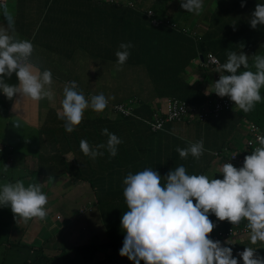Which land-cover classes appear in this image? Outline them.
I'll list each match as a JSON object with an SVG mask.
<instances>
[{"label":"clouds","instance_id":"1","mask_svg":"<svg viewBox=\"0 0 264 264\" xmlns=\"http://www.w3.org/2000/svg\"><path fill=\"white\" fill-rule=\"evenodd\" d=\"M246 0H241V7ZM180 7L187 12L199 15L204 8V0H180ZM7 21V26H0V92L12 100L17 94L21 100L53 101V74L50 69L41 70L33 62L34 45L28 39H21L15 29L14 14L8 8L0 9ZM264 25V4H256L251 13L250 26L256 29ZM131 42L121 43L115 55L117 70L126 63L130 56ZM253 64L250 70L249 56L244 52H227V61L217 62L215 71L221 74L212 85L219 97H229L235 106L244 113L255 109L256 104L264 101L260 90L264 88V55H252ZM243 67V71H240ZM15 74L16 84L6 82V77ZM114 97L103 93L86 98L78 89L75 81L63 87V98L60 101L59 119L64 121V128L72 133L84 119L85 110L103 112ZM164 98L162 107L164 108ZM125 115V114H123ZM192 120L193 113L186 116ZM15 128L20 123L14 122ZM102 135L108 137L106 144L90 145L81 139L80 150L93 160L103 156L102 149L110 157L118 154L122 139L110 132L107 127ZM259 144L250 155L244 157L243 166L235 167L224 163L219 173L223 178H210L205 174H187L185 166L180 165L170 170L164 179L158 171L148 167L133 174L129 172L123 179V196L127 211L121 219V226L126 231L123 247L119 255L127 257L134 264H238L231 247L225 246L212 235L216 227L209 218L214 214L219 221L227 220L231 225L222 224L218 229L239 225L247 221L250 242L252 245L264 243V135L256 137ZM252 145V141H249ZM181 159L189 155L197 161L206 151L204 140L189 142L186 148L177 147ZM235 156V155H234ZM233 156V157H234ZM7 171V166H5ZM47 183L53 182L49 175ZM44 183H29L16 180L0 186V206H10L16 218L25 223L32 219L43 221L48 216V196L42 191ZM257 248L246 247L238 256L243 264H264V256L259 255Z\"/></svg>","mask_w":264,"mask_h":264},{"label":"trees","instance_id":"2","mask_svg":"<svg viewBox=\"0 0 264 264\" xmlns=\"http://www.w3.org/2000/svg\"><path fill=\"white\" fill-rule=\"evenodd\" d=\"M29 1L32 3L30 4ZM53 1L54 0H16V6L14 5L15 7L12 8L9 7V3L6 0H0V9H10L14 14L16 24L18 20L20 22L27 16L29 10L31 9L30 7L37 6V8H39V13H41L43 12V9H48ZM214 1L215 3H211L210 0H204V8L201 13L205 15V12H207V19L202 18L206 22H203L204 26L202 29L195 28L194 24L197 22V19L195 20V14L182 9L180 7V0H64L63 2L65 10L71 13L70 17L66 16V19L71 21L73 27L78 25L76 28L77 31L73 37V41L77 46L85 44L81 47L87 49L88 51L91 49L92 52L99 51L103 55L105 47L104 45H100L101 42L99 40L100 35L104 37L103 33L100 31L101 26H109V24L112 25L111 27H108V29L110 28L111 32L114 33L117 32L115 28L122 26H134L130 37L135 38L136 42L137 39L141 40V43H139L137 47L130 49V56L125 63L126 73L128 71V67L142 64L143 60L145 69L143 68L142 71L144 74L149 72L152 75V79L155 83V89L157 91L156 94H159L160 98L165 97L171 102L176 101L177 104L184 103L183 105L185 108L188 107V111L193 113V117L196 118L194 119L195 121L202 120L212 122L217 118H225V124L222 122V125L220 126L219 123H215L219 126V131L216 132V136L222 134L216 143L213 144L211 141H206V143L204 142V144L208 145L210 149L209 154L211 158L212 156H216L214 151H221L225 146L230 147V136L236 132L238 128L237 124L242 125L244 118H248L250 121L256 122L262 129H264V101L256 104L253 111L244 113L235 106L233 101H230L229 97L225 96L230 102V108L221 110L217 114H215L212 110L215 102L213 97L219 98V96L212 92V85L219 79L221 74H228L215 71L217 62L220 64L225 63L227 61V52L229 51H236L237 53L242 51L249 56L250 70L255 71V69L251 67L253 64L252 55H264V25H258L256 29H252L250 26L251 13L255 10L256 4H264V0H246L244 7H241V0ZM246 8H248V10ZM35 16L36 18L37 16L41 17L42 14H35ZM3 21L7 22L2 12H0V26L4 25L2 23ZM23 27L25 28L26 25ZM81 28L83 30L78 32ZM70 34L73 35V32L70 31ZM139 37H141V39ZM27 39L30 41L32 40V38ZM117 50V42H112L107 45V56L108 59H112L114 61L115 64L111 61L110 62L115 69H117L116 65L118 58L115 55ZM208 54H212L216 60H208ZM78 64L82 67L80 65V60L78 61ZM188 66L189 68L193 66V70L198 69L201 76L189 74V78L187 76L190 72L187 69ZM92 67L96 68L98 65L92 62ZM243 70L244 69L242 67L240 71ZM51 72L53 74L54 81L52 87L55 86L59 92L55 93V99L51 102L44 99L46 102L45 110L47 116L56 114L57 118H59L58 113L61 110L60 101L63 98V87L60 88L62 86L61 82H59L60 77H56L53 70H51ZM127 77L135 78V84L131 88L138 85V83L140 84L139 75L136 74L131 76L127 73ZM6 82L13 84L10 80H6ZM78 86L82 87L81 84ZM79 90H82L85 95L90 97L92 95L100 94L95 90L88 91L84 87L79 88ZM260 94L264 97V88L260 90ZM104 95L107 96L106 94ZM4 97L3 93L0 92V100H2L1 98L4 99ZM136 99H140L138 95L137 98L132 96L117 100L110 99L106 109L113 110L119 113V115L124 116L113 106V104L116 102L125 103L131 109V113L127 114V116H137V119L144 121L153 131V133L148 135L151 139H153L156 143H161L162 141L166 145H172V143L175 142V138H177L176 136L170 137L165 142L166 138L160 136V134L169 133V131H167V127H165L167 122L179 125L182 121H190L188 120V117H186L185 111L181 112L179 116L180 118L173 117L166 113V111H163V107L159 104L160 100L156 102L159 105L152 108L150 104L144 102L145 100L142 98L141 100L143 101L139 102V104L142 103L140 106L141 108L134 110L133 104ZM2 101L4 102V105L6 103L5 108H10L9 101ZM38 102L42 104L43 100ZM85 111L89 113L93 112L91 108ZM137 113H141L142 115ZM17 116L26 122V120L20 117V115L17 114ZM99 116L100 115H96L95 112H93V114H91V119L99 118ZM99 119L101 120V118ZM58 121H60L61 135H59V133L55 134L51 127L44 128L42 125L39 127H30L31 132L36 133L38 136L41 134L42 137L47 138L41 139L38 137V139H36L32 144L27 145L26 148L16 145V140H20L19 136L24 133L25 127L20 126L19 128H15L13 124L6 126L7 130L4 137L7 138L9 136L11 140L9 139V143H7L6 140L0 141V161H4L6 163L7 156L13 157L10 163H6L10 182L14 183L19 179L23 180L25 186H27L29 183L43 182L39 180H42V178L47 179L49 175L55 178L65 174L67 177L71 173H76L78 175L85 174L84 172H81L82 168L79 170V167L81 166L76 167L78 162L75 164V160H71L69 163H63L61 165V161L57 159L60 152L62 153L64 150L72 148L68 146L70 143L68 136L65 140L62 138L65 133L64 131H66L63 120L58 119ZM94 121L97 122L99 120L94 119ZM157 121H160L161 125L159 127H154L153 125ZM245 125L246 124L242 125L244 131L247 129V126ZM109 127H114V124H109ZM224 128L227 129L226 132H229L223 134V132H225ZM229 133L231 134L229 135ZM0 134L3 135V132L1 131ZM78 138L79 141L76 147L79 149V142L82 138H80V136H78ZM181 138H186L188 140H184L183 143L193 142L188 136H183ZM47 140L51 147L49 149L45 146L46 149L43 153L38 150L37 147L38 145H44V142ZM67 141H69V143H67ZM175 149L171 152V154H168L167 157L173 159L175 162L174 166L178 167L182 165V163L178 162L177 152ZM78 152L79 155L83 154L80 150H78ZM27 154H31V156L34 157V165L30 168L25 162V156ZM79 157L83 158L85 156ZM17 161L21 164H25L20 167L24 171L19 170L12 172L15 162ZM80 165H86L84 158L82 159ZM187 165L192 166L193 168V166L197 165L196 159L192 157L191 161L187 162ZM204 168L205 166L200 164L197 165L195 169L199 170L198 174H201ZM125 171L126 170H123L124 174L121 172L116 173L115 177L110 180L109 185L106 183L108 187L102 190L97 188L99 185L98 182L92 178L90 180V183L93 186V191L97 197L96 200L99 203V212L105 219L102 222L104 229H106L109 233V237L104 242L85 243L78 246L81 255L83 254L85 259H91V264L98 262L92 260L91 258L94 254L96 255V252H99L97 251L98 248H104L103 256L101 257L106 259V261L102 260L99 263L121 264L122 260H127L128 264L134 263L126 256H120L118 245L116 243L113 244L115 235L122 236L126 234V231L121 226L122 215L128 210L123 196V189L125 187L123 179L124 176L126 177L127 173ZM191 175L194 174L192 173ZM80 178L85 179L84 176H80ZM111 188L115 189L114 193L111 192ZM43 189L44 186L42 191ZM59 193H62V191ZM51 194L54 196V190H52ZM105 194L108 195L107 199L103 198ZM57 198L58 197H55V199ZM55 199L52 200L54 201ZM66 200L68 202V197L65 198V201ZM79 214H81V212H79ZM209 218L216 225L213 231L222 226L214 214H210ZM223 224L231 225L230 222H225ZM211 234L212 233L209 234V237ZM122 247L123 245H121L120 248ZM117 261L120 263H117ZM140 264H144V261L141 260Z\"/></svg>","mask_w":264,"mask_h":264},{"label":"crops","instance_id":"3","mask_svg":"<svg viewBox=\"0 0 264 264\" xmlns=\"http://www.w3.org/2000/svg\"><path fill=\"white\" fill-rule=\"evenodd\" d=\"M6 1L9 3V7L14 8L16 6V0ZM63 2L64 0H54L48 9H43V12L41 13H39V8H37V6L30 7L31 9L29 10L27 16L24 17L20 22L18 20L15 24L16 32L21 39L32 38L31 42L33 43L35 49L32 57L33 62L36 63L41 70H44L43 67L53 70L55 76L60 77L59 82H61L62 84L60 88L64 87L65 84L71 81H75L77 85H82V87L78 86L79 88L84 87L88 91L95 90L99 93L103 92V94L107 95L106 97H114L112 100L124 99L132 96H135L137 98L138 95L140 99H136V101L134 102V110L137 108H141L140 106L142 105V103L139 104V102L143 100H145L144 102L149 103L152 108L158 106L159 104L160 106H162V102L165 97L160 98L159 94H156L157 91L155 89V83L152 79V75L149 72L146 74L143 73L142 69H145L143 60L142 64L128 67L130 72L139 75L140 84L138 83V85H135V87H133L135 89L129 87V90L126 91L125 84L127 73L129 71L128 70L126 73V64L122 65L121 70L118 71L112 65V63L115 64L114 61L112 59H108L107 45L112 42H117L119 49V45L121 43H127L129 38H133L130 36L132 34L134 26H122L115 28L117 30L116 33L111 32L110 28L108 29V27L112 26L110 24L109 26H101L100 31L103 33L104 37L100 35L99 40L101 42L100 45H104L105 47L103 55L99 51L92 52L91 49L90 51H88L87 49L81 47L85 44H80L77 46L74 43L73 37L75 32L77 31L76 28L78 25H75V27H73L71 21H68V19H66V16L70 17L71 13L65 10ZM29 3L31 4L32 2L29 1ZM35 14H42V16H37L36 18ZM2 23L4 24L2 27L7 26V22L3 21ZM24 25H26L25 28L23 27ZM82 30L83 29L81 28L78 32H81ZM70 31L73 32V35L70 34ZM139 38L141 39V37ZM37 54L39 56H37ZM79 60L81 61L80 65L82 67H80L78 64ZM92 62L96 63L99 66V69H101L102 73L105 74L106 80L99 86L96 85L92 75L88 72V68L92 66ZM187 69L189 70V66L187 67ZM189 74L191 73L189 72L187 76L190 78ZM6 80H10V82L13 84L17 83L15 74H13L10 79L6 78ZM53 90L55 93L59 92L55 86H53ZM85 97L87 98V95H85ZM141 98L143 100H141ZM3 100L9 101V107L11 108V110H13L14 104H16L17 101L21 100V97L19 96V94H17L12 100L7 99L6 97H4ZM158 100H160L159 104L156 103ZM44 110L45 105L43 103L41 104L37 101L22 100L17 104V109L13 111L20 115V117L24 118L27 124L30 123L31 125L38 127L41 125H45L46 127H51L52 131L55 134L59 133V135H61L60 121H58L59 118H57V115L55 114L52 116H47L46 110ZM93 112L89 113L85 111L84 119L81 122V125H79L72 133L64 131L65 133L62 138L65 140V138L68 136V140L70 141V143L69 141H67V143H69L68 146L72 148L64 150L62 153L60 152V154H58L57 156V159L61 161V165L63 163L65 164L69 157L74 156L71 160H75V164L76 162H78V165L76 167L81 166L79 167V170L83 167L86 168L82 170V172H84L85 174L78 175L76 173H71L73 174L71 175L69 173V176H72V178L70 179L71 182L69 179L64 181L69 185L73 184L75 187V192L73 194H70V197L68 198V203H70V205L68 207L66 206L64 194L59 193L55 190L54 196H52L51 194L52 188H55L59 185L56 184V180L60 181L62 179H65V175L53 178L52 183H47V179L42 178V180L39 181L43 182L39 183H44L43 191L48 196V204L46 205L48 209L47 218L43 221L32 219L25 223L19 217L16 218L15 214L9 216V222L12 224V227L9 229L7 237H20L22 243V245L16 246L10 240L6 241L7 251L9 252V260L11 264H46L49 257L53 255L54 257H56L57 255H61L63 251H61L60 247L49 246L48 238L59 237L66 234V238L63 239L67 244H69L71 252H69L65 256H62L61 258L63 261L58 264H91V259H85L82 257L81 253L79 252L80 249L78 248V246L85 243L104 242L109 237V233L106 229H103L105 232L101 231L103 234L93 236L91 232L84 231L80 227V225L83 224V217L86 218L88 222L86 224V227L89 231L94 227L89 223V216H95L93 220L100 221V224H103L102 222L103 220H105L102 214L99 212V203L96 200L97 197L93 191V186L90 183L91 178L99 183L97 188L99 190H102L108 187L106 183L109 185L110 180L115 177V174L118 172L124 174L123 170H126V175L129 172L136 174L137 172L142 171L145 168L151 167L161 174L163 186V178L170 170L175 169V162L173 161V159L168 158L167 155L171 154V152H173L175 148H186L189 144L188 142L183 143L184 140H188L181 137L188 136L193 142L199 141L201 138H203L205 143L206 141H211L214 144L222 136V134L216 136V132L219 131V126H217L215 123H219L220 126L222 125V122L225 124V118H217L212 122H206L202 120L187 121L184 119L185 121H182L179 125L167 122L165 124V127H167V131H169V133L160 134V136L166 138L165 142L170 137L176 136L177 138H175V142L172 143V145H166L162 141L161 143H156L153 139H151L148 135L150 133H153V131L147 126L144 121H142L141 119H137V116H121L119 115V113L113 110L105 109L100 113L95 112L96 115H100V120L99 118L91 119V114H93ZM137 114L142 115L141 113ZM94 119L99 121L96 122L94 121ZM27 120L29 121V123ZM111 123L114 124V127H109V124ZM242 125H244V122L242 123ZM242 125L237 124L238 128L236 132H234L233 134L229 133V135L231 134V141L229 143L230 148L237 147V137H235V135H237L238 132L243 131L246 133ZM105 127H107L110 132L116 134L123 141V143L118 146V154L115 157H110L108 151L105 148L102 149L104 155L102 157L98 156L95 160L87 156L83 157L84 154L79 155L78 150H80V148L78 149L76 147L79 141L78 136H80V138L82 139L87 140L90 145H97L101 143L106 144L108 137L102 135V129ZM224 130L225 132L222 131L223 134L229 132H226V128H224ZM39 135L41 139L47 138L42 137L41 134ZM45 146L50 149L51 146L49 145L48 140L44 142V145H38L37 148L38 150L43 152L46 149ZM204 147L205 149L210 150L208 145L204 144ZM209 153L210 151H206L200 158V160H196V164L205 166L201 174L208 175L210 178L222 179L223 177L219 172L225 162L221 158L216 156H212L211 158ZM63 154H66V157H62ZM26 156H31V154H27ZM79 156H82L84 158L86 165H80L83 158H80ZM10 158L12 161L13 157L10 156ZM191 158L192 156L189 155L187 159H181L179 153L177 152V160L178 162H181L183 166H185L187 174H198L199 170L195 169L197 165L193 166V168L192 166L187 165V162H190ZM20 164L18 161L15 162L12 172L19 170L24 171L22 170V168H20ZM80 176H84L85 179L80 178ZM79 187H84V189H91L93 191V196L95 198L93 204L95 205V209H93L91 212H82L81 214H79L78 212L79 204H81V202L85 200V202H88L87 195L83 192L84 189L81 190L80 194H78L77 189ZM110 190L113 193L115 192L114 188H111ZM55 197L58 198L55 199ZM51 198L55 200L53 201ZM103 198L107 199L108 195L105 194ZM85 214L87 215L85 216ZM224 221L226 222V220ZM242 223L244 224L242 228L237 229L236 225L232 224V228L217 229L211 234L216 238V240L221 241V243L225 246H228L229 242L233 241H235L236 244L241 245L240 248L236 247V250L234 252L235 257L238 259V264L242 262V258L238 256V253L242 252L246 247L257 248L256 250L261 256H263L262 252L264 251V243H257L256 245L251 244L249 230L246 227L247 221L243 220ZM125 236L126 234L122 236L115 235L113 244L116 243L118 245L119 251L121 249V245H123ZM103 250L104 248L97 249V251L101 253L100 256L103 255ZM91 258L94 261H99L96 260V258L98 257L95 254ZM99 259L100 262L102 260L106 261V259H103V257H100Z\"/></svg>","mask_w":264,"mask_h":264},{"label":"rangeland","instance_id":"4","mask_svg":"<svg viewBox=\"0 0 264 264\" xmlns=\"http://www.w3.org/2000/svg\"><path fill=\"white\" fill-rule=\"evenodd\" d=\"M210 2L211 3H215L214 0H210ZM246 9L248 10V8H246ZM206 15H207V12H205V15L203 13H200L199 15L195 14V20L197 19V22L194 24V26H195L196 29H202L203 28V26H204L203 22H205V21L202 18L207 19ZM128 42H131L134 45V47H132V48H135V47H137L139 45V43H141V40L137 39V42H136V39L130 38L128 40ZM37 56H39V55L37 54ZM43 68L44 69H50V68H45V67H43ZM106 68H107V65H106ZM189 71L194 76H201L200 71L198 69H194L193 70V66H191L189 68ZM88 72L92 75L96 85L99 86V85H101V83L105 82V80H106L105 79V74L102 73L101 69H99V66L96 67V68L90 66L88 68ZM128 74H130L131 76L136 75V74L130 72V70L128 71ZM134 84H135V78L134 77H127L126 84H125V90L128 91L129 87H132ZM133 89H135V88H133ZM87 97L90 98V96H87ZM2 100H0V132L2 131L3 135L0 134V141L6 140L7 142H9L11 140V138L9 136L7 138L4 137V135L6 134V130H7L6 126H8L10 124H13L14 122L18 121L20 123V126L25 127V129H24V133L19 136L20 138L17 137L20 140H16V145L26 148L27 145L32 144L36 139H38L39 136L36 133L31 132L30 127L32 128L33 125H31L28 120L27 121H28L29 124H27L25 121H23L21 118H19L17 116V113L15 114V112L13 110H11V108H8V109L5 108L6 103L4 105V102ZM43 104L46 105L45 100H43ZM194 119H196V118H193V120ZM243 121H244V124L245 123L248 124L250 120L248 118H244ZM36 127H38V126H36ZM43 127L46 128L45 125ZM263 135H264V129H263ZM235 137H237L236 145H240L242 143V141H244L246 139V133L243 132V131H240V132H238L237 135H235ZM250 137L253 138L252 135ZM22 139H24V140H22ZM0 151H1V149H0ZM214 153L217 156V151H214ZM62 157H66V154H63ZM73 157L74 156L69 157L67 159L66 163L70 162V160ZM10 162H11V158L7 157L6 163H10ZM25 162L27 163V166L29 168L32 167L34 165V157L26 156L25 157ZM6 163L4 161H0V186H2L5 183H9L10 182L9 181L10 179L8 178L9 172H8V170L5 171V166H7ZM20 165L24 166L25 164L22 163ZM84 169H86V168L83 167L82 170H84ZM82 170H81V172H82ZM71 178H72V176H68L65 179H62L60 181L56 180V184L57 185L59 184V185L57 187H55V188H52V190H55V191H58V192L62 191V193L65 195V198L66 197L69 198L70 197L69 195L73 194L75 192V187H74L73 184L69 185L67 182H64V181L68 180V179L70 180ZM83 189H84V187H82V188L79 187L77 189L78 194H80L81 190H83ZM83 192L87 195L88 202H85L86 200L82 201L81 204H79L78 211L81 212V213L82 212L83 213L91 212L93 209H95V205L93 204V202L95 200V198L93 196V191L91 189H84ZM65 204H66L67 207L70 205V203H68L67 201H65ZM9 207L10 206H8V207L0 206V264H11V262L9 260V252L7 251V242L6 241L10 240L16 246L22 245L20 237H18V238H8L7 237L8 231L12 227V224L9 222V216L14 215L13 212L11 211V208H9ZM9 210H10V212H9ZM86 215L87 214H85V216ZM94 217L95 216H93V215L89 216V218H90L89 223H90V225L94 226L90 231L86 227V224L88 222H87L86 218H84V217H83V221H82L83 224L80 225V227L84 231L91 232V234L93 236L101 235V234H103L101 231L105 232L103 230L104 229L103 224H100L101 222L98 221V220H93ZM242 221H241V223L239 225H236L237 229L242 228L244 226ZM226 222L229 223L227 220H226ZM220 223L223 224V223H225V221H220ZM66 236H67V234L66 235H61L59 237L48 238V245L49 246L60 247L61 251L62 250L63 251H62L61 255H57L56 257H54V255H53V256L49 257L46 264H58V263L63 261L62 258H61L62 256H65L69 252H71V248H70L69 244H67L64 241V239H63V238H66ZM228 246L232 248L233 256L235 257L234 252L236 250V247L240 248L241 245H238V244L235 243V241H233V242H229ZM100 254H101L100 252H96V256L98 257V258H96V260H99V261L97 263H95V264H99V262H100L99 258L101 257ZM82 257L85 258L83 256V254H82ZM117 263H120V262L117 261ZM61 264H66V263H61ZM121 264H128L127 260H122ZM132 264H134V263H132ZM240 264H243V261Z\"/></svg>","mask_w":264,"mask_h":264},{"label":"built area","instance_id":"5","mask_svg":"<svg viewBox=\"0 0 264 264\" xmlns=\"http://www.w3.org/2000/svg\"><path fill=\"white\" fill-rule=\"evenodd\" d=\"M208 60L215 61L216 58L212 54H208ZM214 99H215V102H214V106L212 110L215 114H217L221 110H224V109L226 110L230 108V102L227 100L226 97H219V98H214ZM183 104L184 103L177 104L176 101L171 102L170 100L165 99L163 111H166V113H168L170 116L177 117V118H180L179 116L181 112L185 111L186 116H187L189 114L188 107L185 108ZM113 106L116 109H118L122 114L127 115L131 113L130 107L123 102H116L113 104ZM160 125H161V122L157 121L156 123H154L153 126L159 127ZM246 125H247L246 139L243 141V144L241 143L240 145H237V147L235 148H230V147L225 146L223 147L221 151L217 152V156L221 158L225 163L230 162L237 168L242 167L243 162H244V157L246 155H250L251 152L254 150V148L259 146L256 140V137L263 135V129L256 122L249 121V123ZM249 135L250 136L252 135L253 138H251ZM249 141H252V145H249ZM232 227L233 225L228 226L225 229H229ZM262 255L264 256V251L262 252Z\"/></svg>","mask_w":264,"mask_h":264}]
</instances>
